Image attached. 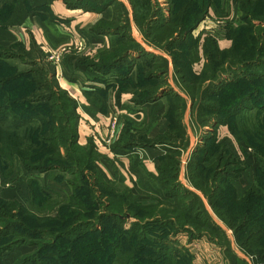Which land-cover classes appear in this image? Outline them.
<instances>
[{
    "label": "rangeland",
    "instance_id": "obj_1",
    "mask_svg": "<svg viewBox=\"0 0 264 264\" xmlns=\"http://www.w3.org/2000/svg\"><path fill=\"white\" fill-rule=\"evenodd\" d=\"M21 1L23 0H0V108L7 103L9 106L8 111L17 118H12L14 123L24 121L26 124L28 112L32 111V108H34L33 114L35 112L46 114L50 105L62 104L64 100L63 92L57 89L56 82L50 77L54 66L48 63V58L42 48L38 44L29 41V39L24 42L15 30L7 31L9 27L8 19L12 10ZM68 1L70 3L78 2V4L83 2V0ZM188 2L190 0H86L88 5L85 8L98 11L109 9V19L101 17L98 23L92 27L90 33L102 38L105 36L102 35L103 33H110L109 40L104 42L101 51L102 56H105L103 52L108 54V51L113 48L119 46L123 48L125 52L123 54L122 51V54L126 56L123 59V68L127 69V73H131L132 84L141 86L136 84L141 73L144 72L147 75L152 73L155 80L152 82V86L148 88L144 86V89L160 90L161 92L156 93L157 99L167 95L170 89H179L186 95L188 100H192L191 109L187 112L186 101L184 102V99H176L172 96L173 99L170 100L169 107L171 108L170 104L172 103L178 106L180 119L177 116L175 121L170 113V108L167 116L171 121L174 120V124L179 123V121L180 123L186 121L190 126L195 150L202 149L199 157L206 160L205 167L214 165L218 161V153L222 151V163L220 170L217 169L218 179L226 176L233 187L234 184L237 186L243 185L244 187L255 184L263 191V159L243 140L238 143L233 139L236 146L228 140L226 151L222 150L220 147H223V145L218 144L215 140L220 146L217 147L213 141L214 138L210 136L209 131L213 129L211 120L214 116L211 115V110H206L205 103L208 101L211 104L216 103L224 94L219 95L220 91H217L214 97L211 94L209 96L204 94V91L212 83L210 80L203 83V79L208 76V73L206 72L204 60L201 65L199 64L202 56L204 57L202 45L205 38H217L225 35V27L231 28L233 26L231 24L237 21L240 22L242 12L239 10L238 0H227L230 12L228 16L220 19L209 12L187 35L186 31L183 32V29L193 26L198 11V6L194 4V7H190V13L186 12L184 6L187 7ZM220 3L222 6V2ZM175 7L180 8L179 10L183 16L179 22L174 19L172 14ZM253 7L254 15L251 17V24L256 36L261 41L264 37V13L262 12L264 11V0H255ZM235 10H237V17L234 18ZM249 20L250 18L245 21L248 22ZM247 22L241 21V23ZM204 24L211 26L204 29ZM167 27H169L168 32L166 31ZM241 32L243 34L239 36L244 40L247 30L243 29ZM111 41H118V44L114 45ZM245 43L248 44V42ZM108 44V49H106L105 46ZM145 44L157 54L149 56V52L143 48ZM190 44L192 45L191 49ZM173 52L180 55L182 67L180 78L182 81L179 79L178 72L174 70L171 56ZM245 57L251 60L249 66H237V71H227V78L217 76L218 78L213 81L216 86L221 81L222 83L226 82L230 87V91L227 90L225 96L227 97V103L235 100V90L239 91L240 88H244L240 95L250 89H264L263 77L259 78L262 73L264 74V64L261 62V59L264 61V48H260V53L250 50ZM258 57H260V60L256 61ZM237 58L244 57L239 56ZM165 59L170 60L171 69L164 63V61H167ZM177 60L179 59L177 58ZM182 63L187 65L188 68ZM158 66L164 67L157 71ZM225 66L227 68V64ZM105 71L108 72L109 70L106 69ZM188 81L192 83L188 84ZM194 91L195 93H193ZM39 99L41 102L36 104L34 101ZM149 101L151 102L153 99ZM244 106H246V109L240 114L242 119L245 118L244 114L255 116L258 111L261 115L262 111L260 109L264 108V98H261V95L255 96L247 100ZM184 110H186L185 115L182 114ZM203 116L208 118H203ZM44 118L45 115H42L38 119L42 120ZM209 122L210 126H207L206 123ZM40 124L42 123L27 124L28 126L31 125L29 130L36 129L35 134L32 135L33 137H39L40 130L37 126ZM4 132L3 130V134L0 135V141L5 136ZM27 141L35 143L33 145L39 143L37 138L27 139ZM144 142L145 140L139 143ZM145 144L146 146H154L158 143L146 141ZM160 144L162 143L158 145ZM136 146L140 147V145ZM183 146H186L184 136L183 141L178 140L177 147L184 149ZM164 148L170 149L167 146H164ZM13 151L14 148L11 152ZM11 152L1 145L0 155H3L4 158L0 161V264H41L40 258L42 255H54L58 252L59 258L56 259V264H109L110 260L114 258L109 256L112 251H114V255H118L120 252L123 253L124 249L129 250L127 241L131 238L130 229H134L135 226L138 227L139 232H136L137 239L134 240V243L141 245L146 243L147 247L146 251L143 249L137 251L138 255L142 253V258L140 256L137 258L139 264H156L152 260L146 259V256L154 255L153 250L155 249L166 251L167 254L171 253L174 264H254V258L238 247L232 230L216 216L209 205L207 209H209L213 218L224 225L226 230H223L224 233L217 239L215 235L211 234L212 232L204 233L201 231L198 233L194 227L190 226L194 232L193 239L181 225L175 224L174 227L162 226L164 224H161L155 218H146L151 214H155V210L144 208L140 210L134 204L127 202L125 198H118L120 196L118 190L121 191L123 186L106 181L98 170L97 173L93 170V172L75 175L70 174V171L57 168L40 171L37 169L38 166L35 165L27 168L16 154L11 159ZM6 153H10V156L7 157ZM25 153L31 155L32 150H27ZM96 169H98L97 166ZM203 174L205 180H210L209 171ZM200 177L202 180L203 176ZM82 182L84 183L81 184ZM102 184L105 187L101 186ZM75 186H78L77 189L74 188ZM118 186L120 187L118 188ZM102 187L104 191H101ZM89 191H92V195L89 194ZM138 192L141 193L142 191L138 190ZM230 193V190L227 189V195ZM105 195H111L117 199L116 202H119L120 210L118 214L111 213L112 209L107 207L108 198ZM134 198L137 201L136 195H134ZM65 205L74 208L77 215L62 213V211H65ZM166 206L160 209L163 210ZM125 208H130V213L135 214L137 217L130 214L123 217L121 213L125 211ZM109 213L121 215L119 217L122 219V222L120 221L121 228L118 229L123 230V238L119 241L120 245L117 249H114L117 246L115 244L117 237L114 234L117 233L118 229L112 224V220H110L112 218H109L112 215ZM162 213L165 214L164 211ZM113 221L120 223L118 219ZM71 222L72 224L76 222V225L74 224L72 228L69 227ZM133 222L137 225L132 224ZM174 228L177 230H174ZM212 235L215 236L217 244L214 247L217 250L219 247L222 248L217 255L215 253L212 255L209 246L190 245L189 248L193 252L182 249L183 245L192 244L190 243L191 240L200 239L202 242L210 243L213 238ZM182 237L186 240L183 241ZM233 251L236 256L232 254ZM47 258L51 262V257L47 256Z\"/></svg>",
    "mask_w": 264,
    "mask_h": 264
},
{
    "label": "trees",
    "instance_id": "obj_2",
    "mask_svg": "<svg viewBox=\"0 0 264 264\" xmlns=\"http://www.w3.org/2000/svg\"><path fill=\"white\" fill-rule=\"evenodd\" d=\"M64 2L66 3V5L71 7L85 8L88 5V3H86V0H83V2L79 4L78 2L70 3V1L68 0H64ZM220 2H222V6ZM254 2L255 0H238V7L242 12V15L240 16V22L237 21L231 24L233 25L231 26V28H226L224 26L226 29L225 36L231 41V45L229 46V48L221 50L218 46L217 40L214 37L205 38L202 47L203 55L207 60L205 61L204 65L206 67L208 76L203 79V83L206 80H210L212 85L208 86L206 90H203H205L204 94H208V96L209 94H211L212 97L216 96L215 93H217V91H220L218 93L219 95L224 94L222 95L220 100L216 101V103L211 104L209 103V101L205 103L206 110H211V115L214 116L211 120L213 129L215 128L216 124L226 125L230 131L231 136L236 142L239 143V141L243 140L264 161V108L260 109L262 111L261 115H259L260 112L258 111L255 116L244 114V119L240 117V114L243 113L246 109V106H244L245 102L255 96L258 97L261 95V98H264L262 97V95H264V89H250L246 93L240 95L242 93V89H244L240 88L239 91L235 90V100L227 103V97L225 96L227 90L230 91V87H228V84L226 82L222 83L221 81H219V84H217L218 86H216V84L213 83V81L220 76H225L227 78V71H237V66H249V61L251 60H248V58L245 57L247 55V52H249L250 50H254L256 51V53H260V48H264V37L260 41L258 36H256L251 24V17H253L254 15ZM188 3L190 5L188 4L187 7L184 6L186 12L190 13V7H194V4L198 6V11L196 13L197 17L195 18L193 26H189L183 29V32L186 31L187 35L190 34V32L199 24V22L209 14V12L213 13L215 17L220 19L225 18L230 13L229 2L227 4V0H190V2ZM179 9V7H175L174 12H172L174 19L177 22H179L181 17H183ZM262 12L264 13V11ZM249 18L250 20L248 22L245 21ZM241 21L247 23H241ZM243 29L247 30V34L244 35V40L245 42H248V44L245 43L244 40L239 36L240 34H243V32H241ZM166 31H169V27L166 28ZM189 47L191 49L192 45L190 44ZM122 51L123 48L119 46L117 48L111 49V51H108V54L106 52H103L105 56H102V54L100 55V67L103 70H110V68L114 65L122 63L121 61L126 58V56L123 55L125 51H123V54ZM171 56L173 59L174 70L175 72H178L179 79L182 81V79L180 78V73L182 72L180 71L182 68L179 58L180 55L173 52ZM239 56H243L244 58H237ZM177 58L179 60H177ZM259 60L260 57L256 59V61ZM261 62H263L262 64H264V61L262 59ZM164 63L166 64L165 61ZM226 64L227 68L225 66ZM182 65L185 64L182 63ZM185 66L186 68H188L187 65ZM158 67L159 69L156 68L157 71L161 70L164 66ZM189 68L191 71L190 66ZM125 70L127 69L125 68ZM50 77L54 80V82H56L57 89L63 92L64 101L62 104L58 103L53 106L50 105L47 108L48 112L46 114H42L40 112H35L33 114L34 108H32V111L28 112L26 124L24 121H22L21 123H14L13 119L17 118L8 111L9 106L7 105V103L2 108H0V135L3 134V130L5 131V136L3 140L0 141V143L5 149H8L10 152L12 148H14V151L11 152V156L10 153H6L5 155L7 157L10 156V158L12 159L16 154L19 160H21L27 168H31L35 165L38 166L37 169L40 171L57 168L64 171H70V174L72 175L85 174V172L89 173L91 171L93 172V170L97 173L98 169H96V160L98 159L99 155L96 151L95 145L91 140H89L85 145H81L78 143L77 103L68 95L65 90L59 88L57 81H55L56 78L54 69ZM260 77L264 82L263 73L259 76V78ZM131 79L132 75L130 74V78H124V82L130 83L131 86L136 89L134 90L133 96L136 103H142L143 101H148L156 97L158 89H144V86H146V88L152 86V82L155 80V76L152 75V73H150V75H147L144 72L141 73L140 79L136 83L141 86L132 84ZM187 83L189 84L192 82L188 81ZM193 93H195V91ZM173 97H175L176 99H183L178 95H175ZM34 102H36L37 104L41 102V100L39 99ZM173 105L170 108V113L172 112L171 115L173 118H175L176 121L177 116L178 119H180V114L178 111V106H176L174 103ZM42 115H45V118L42 120L38 119L39 116ZM203 118L208 117L203 116ZM39 120L42 122H40ZM33 122L42 123L37 126L40 130V133L38 134L39 137L32 136L35 134L36 129L29 130L31 125L28 126L27 124H32ZM173 122L174 120L171 121L170 132L161 136L159 140L178 138L183 141L184 130L180 121L179 123L175 124ZM200 122L203 123L202 121ZM206 124L207 126H210V122ZM21 129H23V131H21ZM209 133L210 136L214 138L210 131ZM26 138H32V140L34 138H37L39 143L38 145H33L35 143L27 141ZM213 141L217 147H220L216 143L215 138L213 139ZM177 146L178 143L176 146L173 145L172 147H170V149H168V154L161 158V163L159 166L161 176L158 179V183L161 186H167L165 187L164 191L168 196L173 197V204L168 203L163 210H158L157 207L154 208V206H156L155 202H157L155 201V199L152 198V200L149 201L150 203H143L138 199L136 201L131 191L124 186L121 187V191L118 190V192L120 193V196L118 198H125L127 202L134 204L140 210H142L143 208L146 210H155V214H151L146 218H155L161 224H164L162 226L174 227L175 224L181 225L184 229H186L188 234L193 237L194 232L190 228L191 226L194 227V229L198 233L201 231H203L204 233L212 232L211 234L215 235L218 239L219 236L224 232L211 219L210 215L205 210L201 199L193 193L177 194L173 193V190H171V188L175 186L180 156V148ZM220 148L227 151V148L225 146ZM30 149L32 150L31 155L26 154L25 151ZM200 150L202 149L199 148L195 150L190 156L187 165L188 171L186 174L189 182L207 199V202L209 203L216 216L221 219L229 229L232 230L234 239L238 247L244 253L249 254L254 258V264H264V187L262 191L259 187H257V185L252 184L242 196H239L237 194L236 188L230 184V181H228V178L226 176L224 178L218 179L219 176L217 175V172L218 170H220V165L222 163V151L218 153V161H216L214 165L205 167L204 162L206 160H204L203 158L200 159ZM3 158L4 156L0 155V161ZM207 171H209V174L211 175L210 180H205L203 173ZM200 176H203L202 180ZM83 183L84 182H82L81 184ZM101 186L104 185L102 184ZM77 187L75 186L74 188L77 189ZM119 187L120 186H118V188ZM227 189H229L231 192L228 195ZM101 191H104L103 187L101 188ZM89 194L92 195V191H89ZM114 195L116 196V194ZM105 196L106 198H108L106 203L107 207L112 209L111 213L115 212L118 214L120 210L119 202H116L117 199L111 195ZM65 206V211H62V213H68L69 215H71V213H74V216L77 215V212L74 208H71L67 205ZM163 211L165 212V214L162 213ZM127 214H130L133 217H137L135 216V214L130 213V208H125V211L121 213L123 217H125ZM110 215H112V217H109L112 218L110 219L112 220V224L118 229L122 222V219L119 217L121 215ZM117 219L119 222H121L116 223L115 221H113ZM74 224L76 225V222H74L73 224L71 222L69 227L72 228ZM132 224L137 225V223L135 222H133ZM174 230L177 229L174 228ZM122 231L123 230L118 229L116 231L117 233L114 234V236L117 237L115 241V244L117 246H115L114 249H117L120 245L119 241H121L123 238ZM130 231L131 238L129 241H127L129 250L126 251V249H124L123 253L120 252V254L118 255H114V251H112L109 256H113L114 258L110 260L109 264H139L137 258L138 256L141 257L142 253L141 255H138L137 251H140L142 249L146 251V243H143L142 245L134 243V240L137 239L136 232H139L138 227L135 226L134 229H130ZM213 235L212 241L215 242V236ZM182 249L184 250L187 248L182 247ZM153 251L155 252L153 256L145 255L147 260H152L156 264H174L171 253L167 254L166 251H161L160 249H155ZM232 254L236 256L234 251L232 252ZM47 256L51 257V262L49 261ZM58 258L59 252L58 254L56 253L54 255L44 254L40 258V262L41 264H56V259Z\"/></svg>",
    "mask_w": 264,
    "mask_h": 264
},
{
    "label": "crops",
    "instance_id": "obj_3",
    "mask_svg": "<svg viewBox=\"0 0 264 264\" xmlns=\"http://www.w3.org/2000/svg\"><path fill=\"white\" fill-rule=\"evenodd\" d=\"M109 14L108 8L98 11L92 8L71 7L66 5L64 0H23L14 6L8 19L7 31L15 30L24 42L29 39L38 44L47 56L48 63L54 66L59 88L65 90L77 103L78 143L85 145L89 140L93 142L99 155L96 166L104 179L128 188L143 203H150L152 198L155 199L159 210L174 202L173 197L164 191L167 186L158 183L161 176L159 170L161 158L168 154L164 146H176L179 140L178 138L159 140L161 136L170 132L171 121L167 116L169 102L173 99L172 96L178 95L184 102L186 101V110L189 112L192 100H188L179 89H170L162 98L154 97L151 102L148 100L143 101V104L136 103L133 98L136 89L130 83L124 82V78H130L131 74L123 68L124 62L114 65L108 72L100 67L101 51L105 40H109L110 33H103L105 36L102 38L94 36L90 31L101 17L109 19ZM235 17L237 10L234 12ZM210 26L204 24L203 28L208 29ZM215 39L221 50L231 45L230 39L225 35ZM112 44H118V41ZM108 46L109 44L105 46L106 49ZM61 47H64L65 51L61 53L60 59L56 61L51 59L50 51L59 50ZM143 48L149 52V56L157 54L146 44ZM165 60L171 69L170 60ZM203 60L206 61L202 56L200 65ZM171 86L173 87L172 84ZM172 105L173 103L170 104L171 107ZM186 110L182 111L183 115ZM181 125L186 146L180 149L177 177L171 190L177 194L197 195L214 223L225 231L226 227L217 222L207 209L209 203L206 198L187 178V165L195 151V144L190 126L186 121H181ZM210 132L218 144L227 148L229 140L236 146L226 125L216 124ZM104 138L107 142H103ZM143 140L162 144L146 146L145 142L139 143ZM249 186L234 184L239 196H242ZM190 243L192 244L183 245L190 252H193L189 248L190 245L209 246L212 255L219 254L218 251L222 249L219 247L217 250L214 241L207 243L199 239L191 240Z\"/></svg>",
    "mask_w": 264,
    "mask_h": 264
},
{
    "label": "built area",
    "instance_id": "obj_4",
    "mask_svg": "<svg viewBox=\"0 0 264 264\" xmlns=\"http://www.w3.org/2000/svg\"><path fill=\"white\" fill-rule=\"evenodd\" d=\"M65 51V48L64 47H61L59 50H56V51H50L49 55H50V58L51 59H54L55 61L56 60H59L60 59V55L61 53ZM103 142H107V139L104 138L103 139Z\"/></svg>",
    "mask_w": 264,
    "mask_h": 264
}]
</instances>
